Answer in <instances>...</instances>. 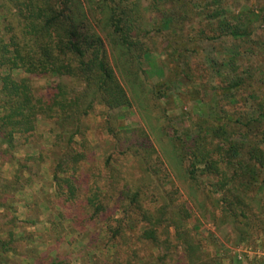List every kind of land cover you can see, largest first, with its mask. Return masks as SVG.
I'll return each mask as SVG.
<instances>
[{"label": "rangeland", "instance_id": "1", "mask_svg": "<svg viewBox=\"0 0 264 264\" xmlns=\"http://www.w3.org/2000/svg\"><path fill=\"white\" fill-rule=\"evenodd\" d=\"M222 3L232 11L250 13V34L238 39L227 34L220 37L210 27L207 33L200 34L197 22L204 16L194 15V23L186 27L188 36L172 39V49L185 43L191 51L189 66L183 58L178 62L176 56L168 57L166 33L154 35L148 41L150 57L139 71L142 83L133 87L124 82L132 100V107L123 112L125 116H109L97 105L84 117L90 147L77 172L79 181H83L82 201L78 204L62 201L56 195L53 160L57 153L51 152L54 120L39 117L30 140L45 150L48 158L40 168L30 163L31 185L15 196L17 210L28 206L29 217L37 221L33 226L19 224L17 235L32 234L36 241L17 244V255H12L15 264H50L54 259L68 264H186L182 241L173 236L175 230H170L167 222L158 229L161 240L168 238L166 231L172 233L166 246L154 247L150 239L141 238V231L147 227L141 222L130 226L131 222L126 221L121 233L110 238L113 235L108 226L119 225L118 207L125 190L138 191L142 204L150 211L162 207L178 210L187 221L184 228L191 231L193 242L206 257L204 264H264V201L260 208L254 207L249 219L240 214L233 216L225 208L223 192L214 186L219 176L201 171L190 174L192 160L181 145L182 141L190 145L187 132L202 126H227L230 132L241 127L245 131L243 121L257 117L261 111L256 105L264 103V0ZM208 36L215 39L206 40ZM189 37L194 39L191 44ZM235 55L237 59L232 64L230 57ZM189 68L190 78L186 76ZM232 69H236L234 73ZM14 73L30 77L36 95L43 98L53 95L59 81L47 75ZM236 77L243 81L240 88L228 87ZM15 170L14 167L11 173ZM41 173L48 176L44 178ZM94 182L110 205L98 218H91L92 210L84 199L89 184ZM21 199L24 203L19 204ZM19 216L24 217L25 212ZM55 219H59L57 227L50 223ZM55 229L62 230L61 234H56ZM31 254L35 258H23ZM161 256H166L165 263Z\"/></svg>", "mask_w": 264, "mask_h": 264}, {"label": "trees", "instance_id": "2", "mask_svg": "<svg viewBox=\"0 0 264 264\" xmlns=\"http://www.w3.org/2000/svg\"><path fill=\"white\" fill-rule=\"evenodd\" d=\"M222 2L0 0V264H15L9 255L17 254V244L23 240L30 244L36 241L32 234L17 235L19 224L33 226L37 221L17 217L15 196L31 185L30 163L40 168L48 156L41 148L23 160L16 154L21 146L33 144L30 139L36 133L39 117L54 120L51 152L57 153L53 160L56 195L62 201L78 204L82 201L83 181H79L77 172L90 147L89 128L84 117L97 105H101L109 116L112 113L117 119L125 116L123 112L132 107V100L124 82L133 87L142 83L139 71L150 57L148 41L152 36L166 33L170 44L168 57L176 56L178 62L183 58V63L189 66L188 53L191 51L185 43L172 49V39L188 36L186 27L194 23L195 17L204 16L197 22V26H203L197 30L200 34L207 33L208 27L219 32L220 37L227 34L238 39L250 34L253 25L250 13L232 11ZM211 4L213 8L209 6ZM204 20L208 23H203ZM210 39L215 37H206V40ZM193 40L189 37V44ZM192 51L196 52L195 49ZM236 59V55L231 56V63ZM235 70L232 69L233 73ZM16 71L47 75L59 81L53 95L43 98L36 95L30 77H19L15 75ZM190 71L189 68L186 75L189 78ZM64 78L70 81L65 82ZM234 80L228 87L239 89L242 79L236 77ZM256 107L261 112L257 117L243 121L245 131L241 127L230 132L227 126L215 127L213 124L206 129L202 126L187 132L190 145L181 143L192 160L190 174L201 171L208 176H219L214 186L223 192L225 208L233 216L240 214L247 219L254 207L260 208L264 201V103L260 102ZM7 162H17L12 178L2 177V167ZM96 184H89L84 197L88 209L92 210L91 218H98L110 207ZM118 209L121 212L117 220L119 225L108 226L113 235L111 239L121 233L126 221L131 222L130 226L141 222L147 226L141 231V238L150 239L154 247L166 246L172 233L166 231L168 238L161 240L158 229L167 222L170 230H175L173 236L182 241L186 264H204L206 257L193 242L191 231L184 228L187 221L178 210L162 207L150 211L142 204L138 191L127 190L123 192ZM58 220H51V225L57 227ZM55 231L60 235L62 230ZM28 257L30 260L35 258L33 254L23 256ZM161 258L165 263L166 256ZM50 264L68 263L54 259Z\"/></svg>", "mask_w": 264, "mask_h": 264}, {"label": "crops", "instance_id": "3", "mask_svg": "<svg viewBox=\"0 0 264 264\" xmlns=\"http://www.w3.org/2000/svg\"><path fill=\"white\" fill-rule=\"evenodd\" d=\"M38 147H36V146H34V145H32L31 143H28V144H25L24 146H21V148H19V151H17V154H16V156H17V158H20V160H23L24 159V157H26V155H30V154H32V153H38ZM17 162H13V163H9V162H7V163H5L4 164V166L2 167V177H4V178H12L13 177V174L11 173V171L13 170V168L15 167V168H17L18 166H17V164H16ZM9 169V171H7ZM44 173H41V176L43 175ZM27 175V174H26ZM44 176V178H46V176H48V175H46V173H45V175H43ZM35 183H37V182H35ZM39 184H41V182H39ZM24 199V198H23ZM23 199H21V201L19 202V204H22V203H24V200ZM26 199H27V197H26ZM26 199H25V201H26ZM30 199V198H29ZM26 203V202H25ZM50 210V209H49ZM22 211H24L25 212V216L24 217H21V216H19V213L20 212H22ZM31 212V210L29 211L28 210V206H27V209H25V210H22L20 207H19V211L17 210V213H16V215H18L19 217H20V219L22 220V219H26V218H28L29 217V213ZM31 215V214H30ZM17 216V217H18ZM18 217V218H19ZM37 224V223H36ZM35 224V225H36ZM12 255L13 254H10L9 256H10V258H11V260H13V257H12ZM17 255V254H16ZM8 264H11V263H8Z\"/></svg>", "mask_w": 264, "mask_h": 264}]
</instances>
